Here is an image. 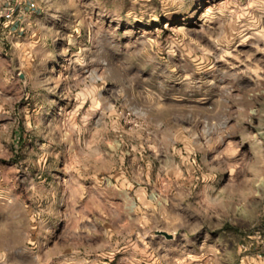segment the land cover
Segmentation results:
<instances>
[{
	"label": "rangeland",
	"instance_id": "obj_1",
	"mask_svg": "<svg viewBox=\"0 0 264 264\" xmlns=\"http://www.w3.org/2000/svg\"><path fill=\"white\" fill-rule=\"evenodd\" d=\"M0 264H264V0H0Z\"/></svg>",
	"mask_w": 264,
	"mask_h": 264
},
{
	"label": "crops",
	"instance_id": "obj_2",
	"mask_svg": "<svg viewBox=\"0 0 264 264\" xmlns=\"http://www.w3.org/2000/svg\"><path fill=\"white\" fill-rule=\"evenodd\" d=\"M2 4V3H1ZM7 5V4H6Z\"/></svg>",
	"mask_w": 264,
	"mask_h": 264
}]
</instances>
